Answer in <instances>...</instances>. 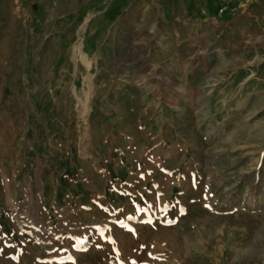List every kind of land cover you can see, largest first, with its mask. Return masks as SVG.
Segmentation results:
<instances>
[{
    "label": "rangeland",
    "instance_id": "obj_1",
    "mask_svg": "<svg viewBox=\"0 0 264 264\" xmlns=\"http://www.w3.org/2000/svg\"><path fill=\"white\" fill-rule=\"evenodd\" d=\"M183 1L0 0V264H264L260 214L220 175L191 189L220 138L187 105L220 59L198 64Z\"/></svg>",
    "mask_w": 264,
    "mask_h": 264
},
{
    "label": "crops",
    "instance_id": "obj_2",
    "mask_svg": "<svg viewBox=\"0 0 264 264\" xmlns=\"http://www.w3.org/2000/svg\"><path fill=\"white\" fill-rule=\"evenodd\" d=\"M205 1L199 11H190V1L184 0L187 12L176 14L180 17L187 15V19L196 21V39L199 51L203 52L198 64L211 61L209 53L212 48L219 52L220 59L212 70L220 73L215 82L218 87H214V92L202 90L197 105L193 102L187 105V110H194L187 111L188 115L218 117L211 125L220 138V146L214 150L213 167H205L196 161L188 164L189 173L194 174L191 189L196 195L201 194L202 169L220 175L221 185L227 184L224 191L235 195L233 210L260 214V227L264 224V0H243L244 9L237 15L229 13L228 2L233 4V0H213L217 5L211 8ZM222 6L228 9L220 17L218 10ZM184 42L186 40L181 39V43ZM237 50L253 53V58L245 61L252 62V65L241 73L230 68L232 64L227 59V55L231 56ZM202 122L205 123V118ZM229 152H233V156ZM217 160L219 165L216 167ZM207 180L211 179L206 178L202 194L216 196ZM191 189L186 187L181 192L185 194ZM171 223L174 225V221Z\"/></svg>",
    "mask_w": 264,
    "mask_h": 264
},
{
    "label": "built area",
    "instance_id": "obj_3",
    "mask_svg": "<svg viewBox=\"0 0 264 264\" xmlns=\"http://www.w3.org/2000/svg\"><path fill=\"white\" fill-rule=\"evenodd\" d=\"M226 9H227L226 6H222V7H220L219 10H218V15H219L220 17L223 16V13L225 12Z\"/></svg>",
    "mask_w": 264,
    "mask_h": 264
}]
</instances>
